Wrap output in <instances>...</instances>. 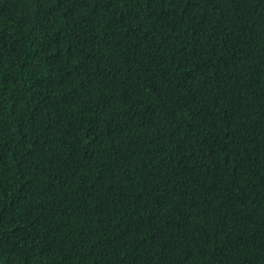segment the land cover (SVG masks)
<instances>
[{"label": "trees", "instance_id": "obj_1", "mask_svg": "<svg viewBox=\"0 0 264 264\" xmlns=\"http://www.w3.org/2000/svg\"><path fill=\"white\" fill-rule=\"evenodd\" d=\"M0 264H264V0H0Z\"/></svg>", "mask_w": 264, "mask_h": 264}]
</instances>
